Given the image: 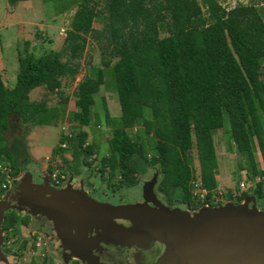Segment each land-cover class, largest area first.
<instances>
[{"label":"trees","instance_id":"16d2710c","mask_svg":"<svg viewBox=\"0 0 264 264\" xmlns=\"http://www.w3.org/2000/svg\"><path fill=\"white\" fill-rule=\"evenodd\" d=\"M101 1L79 2L61 50L19 55L12 87L4 84L0 72V161L6 157L15 172V154L7 146L5 131L13 126L14 118L24 124H57L60 109L47 108L45 98L30 101L29 93L38 86L58 92L63 78L74 79L79 73L77 60L87 35L100 37L93 22L102 13L96 8ZM107 7L116 60L112 65L106 61L108 70L98 68L94 78L79 83L72 113L73 121L88 125L93 95L100 85H110L117 94V119L111 118L104 106L105 123L113 130L110 154L101 159L99 167L102 178L107 175L109 184L118 172L121 179L112 185L114 189L135 184L136 175L154 168L160 174L155 194L169 204L179 192L177 201L189 210L214 206L211 197L218 186V162L213 134L226 130L228 123L241 157L238 168L250 177H260L251 194L258 202L264 183V7L240 3L227 8L218 0H108ZM135 124L151 133L154 141L146 145L139 132L131 137L128 129ZM64 140L62 135L59 141ZM193 141L200 178L209 190L204 201L193 199L190 193L193 173L188 152ZM85 142L87 133L80 130L68 148L59 146L54 151L71 152L74 161L69 168L73 173L91 164L89 158L98 151L89 144L83 147ZM257 149L262 168L255 159ZM60 171L65 173L63 168ZM251 195L242 192L236 203ZM28 221L29 216L8 210L2 228L13 229Z\"/></svg>","mask_w":264,"mask_h":264},{"label":"rangeland","instance_id":"374dc122","mask_svg":"<svg viewBox=\"0 0 264 264\" xmlns=\"http://www.w3.org/2000/svg\"><path fill=\"white\" fill-rule=\"evenodd\" d=\"M80 1L25 0L10 5L7 0H0V71L7 86H10L11 83L13 86L15 83L19 55L31 51L39 56L50 50H61L64 47L66 33L70 28L71 19ZM218 1L227 8H231L240 3L255 4L264 7L263 0ZM107 5L108 0H103L96 6L97 9L102 10V13L94 19L93 27L99 32L100 37L97 38L87 35L85 49L81 58L77 60L80 67L79 73L75 78H63L62 86L58 92H50L44 86H38L41 88L37 90L36 99L39 101L45 98L47 108L60 109L57 124H24L19 119L14 118L12 122L13 126L5 131L7 146L15 154V163L18 169L16 176L12 180V185H15L19 181L20 176L26 172L30 173L32 179L36 178L37 180L40 179V181H43V176H47L51 184L53 170L60 171L63 168L66 179L71 177L75 181L69 179L66 183L69 188L73 187L75 191H83L86 188L85 192L97 201L114 205H156L154 199L145 198L143 193L141 194L142 183L144 180L150 178L151 173L139 176L137 184H124L114 189L112 185H117L118 180L121 179L120 174L117 172L109 184L107 182V175L102 178L100 174L99 167L101 159L110 154L109 141L113 130L112 126L105 123L104 106L107 108V112L111 118L117 119L120 115L118 97L111 86L102 84L99 90L94 93L95 102L91 105V120L88 125H82L72 120V113L76 110L75 92L77 91L79 83L86 78H94L98 68L108 70V67L105 65L106 61L109 60L112 65L116 60L112 55ZM164 35L166 33H161V36ZM65 59L63 57V60ZM106 77V79H109L108 76ZM109 82L111 85L113 84L111 80ZM65 98L67 100L64 102ZM95 113L98 114L97 117H94ZM225 128L226 130L218 129L213 134L218 162L216 177L217 188L223 193L222 198L218 200L214 199V203H216L214 206L223 204L229 198L232 203L236 204L237 196L241 193L238 189V184L243 179L248 186L245 192L250 195L254 192L256 183L259 181L258 176L250 177L244 170L238 168L241 157L230 136L228 123ZM80 130L87 133L88 144L97 148L98 151L96 153L97 156L91 161V164L82 165L80 174H77L73 173L69 168V164L74 161L71 152L63 151L54 153V151L59 147V139L64 132L71 131L75 134ZM137 132L141 134L146 145L154 141L152 134L145 131L139 124H135L132 128L128 129L131 137H134ZM16 145H18V148ZM29 151L33 158L29 156ZM255 159L258 167L262 168V159L258 149L255 151ZM1 161L9 164L6 157ZM188 163L192 169L193 179L198 178L200 171L194 141L188 152ZM64 184L65 180L59 185L63 187ZM100 191L106 196L99 193ZM233 193L238 195L233 197ZM179 196V192H176L175 200L172 204H169L166 200L163 201V204L169 207L187 209L184 204L177 201ZM256 206L261 211H264V183L263 197L256 202ZM16 213L20 217H24L23 212H20V210ZM31 221H29V224L31 223L29 228L25 225L18 224L11 231L6 232L9 236L7 239L12 241L10 249H5L10 264H14V262H11V259H15L18 255V252L14 253L13 251L20 250V257L25 263H28L35 256H38L40 260L45 257L46 251L44 249L46 243L43 239L44 236L35 229L36 227L32 225ZM140 230H142L141 227H139ZM31 231H34L35 235L32 236L29 234ZM38 237L41 239L40 246L35 244L38 241ZM111 237L114 239V242H117V238L119 237L121 238L119 242H126L127 244L130 243L131 239L129 232L121 228H118V230L117 228H112ZM50 239L54 243L60 242L63 245H68L62 237L56 238L53 236ZM25 240L27 247H21L19 249L21 243ZM91 244L94 247L90 245L89 251H85V255L88 253L93 256L98 260L97 264H115V261L108 260L110 256H101L97 251H93V248L103 250L100 246ZM149 246H153L151 242ZM49 259L50 256H48Z\"/></svg>","mask_w":264,"mask_h":264},{"label":"water","instance_id":"95a60500","mask_svg":"<svg viewBox=\"0 0 264 264\" xmlns=\"http://www.w3.org/2000/svg\"><path fill=\"white\" fill-rule=\"evenodd\" d=\"M156 179L155 174L142 187L156 205H114L84 190L56 188L47 176L37 184L26 172L0 198V243L5 212L17 209L29 213L44 235L62 237L74 255L82 256L79 237L86 231L90 241H108L112 228H121L131 236L128 245L148 248L153 242L161 248V256L149 264H264V211L252 195L196 210L169 207L156 199ZM0 261H6L1 249Z\"/></svg>","mask_w":264,"mask_h":264},{"label":"flooded vegetation","instance_id":"af4514ba","mask_svg":"<svg viewBox=\"0 0 264 264\" xmlns=\"http://www.w3.org/2000/svg\"><path fill=\"white\" fill-rule=\"evenodd\" d=\"M80 168H79V173H77V174H80V170H81ZM148 173H151L150 174L151 176L147 180H150L155 174L157 175L156 183L154 186V192H155L156 184H157V181H158L160 174H159L158 170H156L154 168H149L148 172L145 173L144 175H147ZM144 175H141V176H144ZM15 176H16V172H15ZM139 176L140 175H136L137 182L135 184L138 183ZM147 180H144L143 183ZM33 181L37 184L41 183L40 179L37 180L36 178H33ZM68 181H69V178L66 179L63 187L67 186L66 183ZM72 181H74V179H72ZM80 183L85 187V185L81 181H80ZM143 183H142V187H143ZM51 185L56 186L58 188H62V186L53 185V183H51ZM131 185H133V184H131ZM85 190H86V188L84 189V191ZM99 193L105 195L101 191ZM142 193L143 192L141 190V194ZM109 197H111V196H109ZM156 199L162 203L165 200L161 195H159L157 193H156ZM13 210L15 212L19 211L17 209H13ZM20 212H23L24 216H29V221H31V219H32V221H31L32 225H34L36 227L35 229L38 232H40V229H39L38 225L35 223V221L33 220L32 216L25 211H20ZM29 221L25 225L27 228H29L31 226L30 225L31 223L29 224ZM6 232H7L6 229H3L2 240L0 243V249L3 253V255L5 256L6 261H4V262L0 261V264H7V263L10 264V260L8 259L7 252L5 250L7 248H4V246H3V241L6 240L7 238H9V236ZM90 233L91 232L86 231L85 238L83 236L79 237L80 242L81 241L82 242L80 244H78V246L80 248V251H82V256L74 255L73 253L68 252L64 247L65 245L61 244L60 242L54 243L53 240L50 239V237L44 235L43 239H44V242L46 243V247L44 250L46 251V254H45V257L42 258V260H40L38 256H35V257H33V259L29 260L28 263H25V261L22 260V258L20 257V253H19L20 250H18V251H13L14 253L18 252V255L16 256L15 259H11V262H14V264H97V262H98L97 259H95L93 256L89 255L88 253H87L88 256L85 255V251H89L90 245L92 247H94L91 243L96 244V245L100 246L101 249H103V250H98L96 248H93V251H97L98 254L101 256H106V255L110 256V258L108 260L113 261V262L115 261V264H135L136 260L138 261V263L140 262L142 264L151 263V262L156 261V259H158V257H160L161 253H162L161 248L157 244H152L153 245L152 247L148 245V248H144V247H138L137 246L138 244L128 245L126 242H122V243L121 242H118V243L114 242V239L112 237H109L108 241H106L105 239L102 241H96V240L90 241V240H88ZM29 234H31L32 236L35 235L34 231H31ZM27 237H29V236L27 235ZM11 242L12 241H10L9 249L11 247ZM151 243H153V242H151ZM118 244H119V246H117ZM21 247L22 248L27 247L26 240L21 243L19 249H21ZM48 256H50L49 260H48Z\"/></svg>","mask_w":264,"mask_h":264},{"label":"built area","instance_id":"2783aa9c","mask_svg":"<svg viewBox=\"0 0 264 264\" xmlns=\"http://www.w3.org/2000/svg\"><path fill=\"white\" fill-rule=\"evenodd\" d=\"M73 135L74 134L71 131L64 132L63 136L67 140L60 142L59 146L63 149L68 148L69 141L73 137ZM87 145H88V142H85L83 147H85ZM96 156H97L96 154H92L91 157L89 158V161H92ZM14 177H15V171L11 167V165L4 162V161H0V198L12 186V180ZM64 180L66 181L65 173H63L61 171L53 170V172L51 174V181L54 185H59L62 182H64ZM259 181H260V177H259ZM245 182L246 181L243 179L238 184V189L241 193L247 191V189H248V186ZM190 193H191V197L197 201H204L207 198V196L209 194V190L203 186V183H202L200 176H198V178H196V179L191 180V182H190ZM237 195L238 194L233 193V197H236ZM222 196H223V193L221 191H219L218 188H216V190H214L212 192L211 198L213 199V202H214L215 201L214 199L218 200L219 198H222ZM6 231H11V229H7ZM35 244L37 246L41 245L40 237H38V241H36ZM3 246H4V248H9L10 239L4 240Z\"/></svg>","mask_w":264,"mask_h":264},{"label":"crops","instance_id":"0c3cea01","mask_svg":"<svg viewBox=\"0 0 264 264\" xmlns=\"http://www.w3.org/2000/svg\"><path fill=\"white\" fill-rule=\"evenodd\" d=\"M11 5V4H10ZM1 72V71H0ZM2 74V73H1ZM4 84H5V82H4ZM6 85V84H5ZM7 86V85H6ZM8 87H12V83H11V85L10 86H8ZM41 87H36V88H34V89H32L31 91H30V93H29V99H30V101H38L37 99H36V96H37V90H39ZM29 156L31 157V158H33L32 157V155H31V152L29 151ZM243 172V174H245V172L244 171H242ZM199 176H200V173H199ZM216 177H217V175H216ZM39 233H41L43 236H44V234L40 231Z\"/></svg>","mask_w":264,"mask_h":264}]
</instances>
